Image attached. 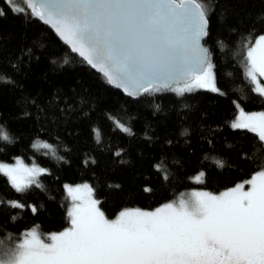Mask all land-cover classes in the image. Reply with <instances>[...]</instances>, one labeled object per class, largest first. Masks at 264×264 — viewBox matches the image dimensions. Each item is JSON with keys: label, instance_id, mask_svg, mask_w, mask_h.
I'll return each mask as SVG.
<instances>
[{"label": "trees", "instance_id": "obj_1", "mask_svg": "<svg viewBox=\"0 0 264 264\" xmlns=\"http://www.w3.org/2000/svg\"><path fill=\"white\" fill-rule=\"evenodd\" d=\"M203 2L209 10L205 46L220 91L180 96L163 90L131 98L72 53L25 4L13 11L0 0V77H6L0 80V130L9 136L0 139V163L20 157L46 169L23 192L0 172V239L19 238L32 226L43 235L71 227L65 184L90 185L111 219L125 208L153 210L194 189L221 192L259 169L264 145L256 134L230 125L237 104L264 111V97L253 91L244 68L249 32L264 33L251 23L264 12V0ZM36 140L49 143L51 153L35 149ZM200 172L205 175L197 181Z\"/></svg>", "mask_w": 264, "mask_h": 264}, {"label": "snow or ice", "instance_id": "obj_2", "mask_svg": "<svg viewBox=\"0 0 264 264\" xmlns=\"http://www.w3.org/2000/svg\"><path fill=\"white\" fill-rule=\"evenodd\" d=\"M28 5L72 52L129 95L220 91L212 52L205 46L210 32L203 0H28ZM251 23L264 28V12ZM245 47L246 75L253 91L264 97L258 79L264 78V33L252 37L249 32ZM230 126L256 134L264 145V111L240 108ZM0 139L9 136L0 130ZM258 163L250 179L218 194L192 191L153 211L125 208L115 219L97 207L90 185L66 184L71 227L44 236L33 227L19 238L0 239V264H264V158ZM0 172L23 192L46 169L17 159L0 163Z\"/></svg>", "mask_w": 264, "mask_h": 264}, {"label": "rangeland", "instance_id": "obj_3", "mask_svg": "<svg viewBox=\"0 0 264 264\" xmlns=\"http://www.w3.org/2000/svg\"><path fill=\"white\" fill-rule=\"evenodd\" d=\"M7 1V3L13 8V9H16L15 11H20V9H24V3H23V0H6ZM246 73V72H245ZM248 77V76H247ZM249 78V77H248ZM258 79H260V81H261V83L262 84H264V78H259L258 77ZM249 80H250V78H249ZM251 81V80H250ZM252 83V82H251ZM253 85V84H252ZM182 87L183 85L181 84V85H173V87ZM253 88H254V85H253ZM210 90V89H209ZM240 106L237 104V112H236V115H235V117L233 118V120L231 121V123L236 119V117L239 115V111H240ZM245 112H248V111H245ZM252 112H259V111H252ZM37 142H39V144H40V147H34L35 149H44V150H47V151H51L52 150V146L50 147V148H44L42 145L43 144H45V143H47V142H45V141H43V140H36V141H34L33 142V145L34 144H36ZM47 144H49V143H47ZM50 145V144H49ZM51 153V152H50ZM49 153V154H50ZM17 159H19V160H21L25 165H28L29 167H31L32 165H36L37 167H40L39 165H37L35 162H32L31 164H27L26 162H24L20 157H16L14 160H13V162L11 163V164H15L16 163V161H17ZM39 175V174H38ZM37 175V176H38ZM244 182V181H243ZM243 182H240V183H243ZM81 184H85V183H81ZM66 185V184H65ZM67 185H70V184H67ZM73 187L75 186V185H72ZM234 187V186H233ZM247 187H249L248 185H245V190L247 189ZM66 190V189H65ZM192 191H205V190H200V189H194V190H190V191H188L186 194H188V193H190V192H192ZM223 191H225V190H223ZM67 192V191H66ZM219 193V192H218ZM218 193H214V194H218ZM67 196H68V194H67ZM181 197V196H180ZM179 197V198H180ZM92 198L93 199H95L94 198V196H93V193H92ZM178 198V199H179ZM176 201H178V200H176ZM71 203H72V201H71V199L68 197V208L71 206ZM97 207H98V205H97ZM160 207V206H159ZM154 210V209H153ZM153 210H145V211H153ZM121 211H123V210H121ZM119 215V213L115 216V217H113V218H111V219H115L117 216ZM33 227H36L37 228V231L41 234V232L39 231V229H38V227L37 226H32L31 228H29V229H27V230H25V231H23V233L24 232H26V231H30ZM51 233V232H50ZM50 233H47V234H44V235H48V234H50ZM43 234H42V236H44ZM21 236V235H20ZM19 236V237H20Z\"/></svg>", "mask_w": 264, "mask_h": 264}, {"label": "water", "instance_id": "obj_4", "mask_svg": "<svg viewBox=\"0 0 264 264\" xmlns=\"http://www.w3.org/2000/svg\"><path fill=\"white\" fill-rule=\"evenodd\" d=\"M23 2H24V4H25V7L29 10V12L32 14V10H31V8L29 7V5H28V0H23ZM33 15V14H32ZM36 19H38L41 23H43V24H45L46 26H48L51 30H52V32L56 35V37L65 45V46H67V48L72 52V50H71V45H69V44H67V43H65V41L63 40V39H61V37L57 34V32L55 31V29L52 27V25H50V24H46L43 20H41V19H39L37 16H35V15H33ZM72 53H74L75 55H77L79 58H81L82 60H83V58L82 57H80L79 56V54L78 53H75V52H72ZM84 61V60H83ZM88 66H90L93 70H95L96 72H98L100 75H102L105 79H106V81L108 82V79H107V77L104 75V72L98 67V68H93L91 65H89L86 61H84ZM109 83V82H108ZM110 85H112L113 87H115V88H117V89H119L124 95H126V96H128V97H131V98H136V97H138V96H140V95H142V94H145V93H148V92H142L141 94H139V95H129L125 90H124V88H122V87H117L116 86V83H109ZM130 91H131V89H129ZM149 92H152V91H149Z\"/></svg>", "mask_w": 264, "mask_h": 264}]
</instances>
